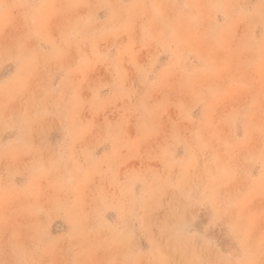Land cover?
<instances>
[{
  "label": "rangeland",
  "instance_id": "obj_1",
  "mask_svg": "<svg viewBox=\"0 0 264 264\" xmlns=\"http://www.w3.org/2000/svg\"><path fill=\"white\" fill-rule=\"evenodd\" d=\"M0 264H264V0H0Z\"/></svg>",
  "mask_w": 264,
  "mask_h": 264
}]
</instances>
